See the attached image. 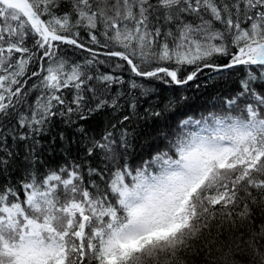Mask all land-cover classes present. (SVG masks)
<instances>
[{
  "label": "snow or ice",
  "instance_id": "snow-or-ice-1",
  "mask_svg": "<svg viewBox=\"0 0 264 264\" xmlns=\"http://www.w3.org/2000/svg\"><path fill=\"white\" fill-rule=\"evenodd\" d=\"M0 264H264V0H0Z\"/></svg>",
  "mask_w": 264,
  "mask_h": 264
}]
</instances>
